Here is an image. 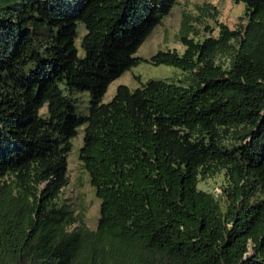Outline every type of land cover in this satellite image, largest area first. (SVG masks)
<instances>
[{
	"label": "trees",
	"instance_id": "obj_1",
	"mask_svg": "<svg viewBox=\"0 0 264 264\" xmlns=\"http://www.w3.org/2000/svg\"><path fill=\"white\" fill-rule=\"evenodd\" d=\"M176 1L0 0V264H264V0L136 56ZM143 60L183 75L104 102ZM79 128L95 228L60 198ZM216 176L218 193L198 187Z\"/></svg>",
	"mask_w": 264,
	"mask_h": 264
},
{
	"label": "rangeland",
	"instance_id": "obj_2",
	"mask_svg": "<svg viewBox=\"0 0 264 264\" xmlns=\"http://www.w3.org/2000/svg\"><path fill=\"white\" fill-rule=\"evenodd\" d=\"M243 4L232 0H177L161 23L157 25L145 41L139 46L135 55L141 58L149 57L157 49L183 50V45L178 36L182 21L185 20L190 29V36L195 40H202L207 36H216L218 23L222 22L229 28H234L239 22L244 23ZM79 35L84 32L79 25ZM77 45L79 37L76 38ZM182 70L172 65H154L148 61H141L137 65L123 72L113 79L103 95V101H108L114 94L117 85L125 84L129 88H135L140 83L149 80H165L177 82L183 75ZM68 94L74 105L77 117L86 115L89 106V93L77 88L64 91ZM82 143V130L78 129L71 139V148L67 154L68 183L61 191L60 198L68 202L76 211H83L84 219L88 227L95 228L99 199L95 195L93 187L89 183L88 175L79 159V148ZM220 176L208 178L199 182L198 187L214 193L219 192Z\"/></svg>",
	"mask_w": 264,
	"mask_h": 264
}]
</instances>
